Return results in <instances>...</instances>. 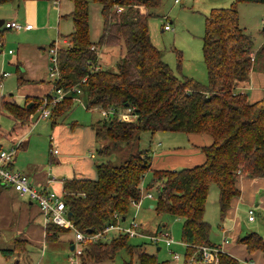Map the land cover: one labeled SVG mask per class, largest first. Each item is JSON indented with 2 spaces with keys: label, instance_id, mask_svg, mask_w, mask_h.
<instances>
[{
  "label": "trees",
  "instance_id": "16d2710c",
  "mask_svg": "<svg viewBox=\"0 0 264 264\" xmlns=\"http://www.w3.org/2000/svg\"><path fill=\"white\" fill-rule=\"evenodd\" d=\"M22 1L26 0H0V4ZM69 1L72 8L62 16L71 19L72 30L63 36L66 42L57 46L59 78L52 82L54 88L69 93L51 108L47 119L51 126L71 110L74 100H79L88 110L123 113L130 109L133 116L120 120L115 114L91 125L96 140L103 144L98 154L107 156L119 144L139 142L142 132L206 134L211 140L198 147L204 156L201 163L179 169L154 168L150 149L131 152L120 164L95 162L94 179L73 176L62 180L60 197L67 215L77 230L88 234L102 231L117 218L126 220L130 208L140 205L144 175L151 171L145 188L155 190L154 210L182 219V264H192L190 259L200 255L199 246L220 247L210 240L211 225L204 219L210 186H217L219 217L223 220L232 200L240 195L238 178H264V91L260 99L251 101L247 91L240 88L264 55V42L253 50L252 37L240 26L237 10L239 3L264 4V0H234L229 6L212 8L205 16L202 56L206 84L176 75L151 41L148 20L157 15L155 10L162 0ZM91 2L100 5L102 18L96 42L90 39ZM5 22L0 26V38L10 29ZM54 45L52 41L49 47ZM102 45L124 47L114 69L97 64ZM45 95L27 98L23 104L2 95L0 112L27 124ZM67 231L70 229L48 222L45 238L50 240ZM129 239L128 234L117 233L86 242L80 261L99 264L123 249L130 258L122 264H166L148 253L144 243L132 245ZM24 242L15 239L12 247L0 249L1 254L10 257L21 253ZM235 243L244 245L248 255L261 252L264 256V238L257 232L240 234ZM217 264L246 263L221 251Z\"/></svg>",
  "mask_w": 264,
  "mask_h": 264
},
{
  "label": "rangeland",
  "instance_id": "374dc122",
  "mask_svg": "<svg viewBox=\"0 0 264 264\" xmlns=\"http://www.w3.org/2000/svg\"><path fill=\"white\" fill-rule=\"evenodd\" d=\"M52 1V0H51ZM234 0H190L182 1L179 4L174 3V0H162L161 5L155 10L157 15L152 16L148 20V28L153 44L161 50L162 59L170 66L173 72L179 76H186L197 80L202 84L207 82V73L202 56V37L204 34V18L212 8L229 6ZM10 5L11 3L0 4V7ZM71 6L69 0H61V14L68 13V6ZM239 13L240 26L250 34L253 41V50L256 51L264 42V4L262 3H239L237 5ZM0 19L8 20L7 13L4 10L0 11ZM169 24L170 30H164L163 26ZM4 28V27H3ZM89 28L90 39L96 42L99 38L102 28V18L100 15V5L96 2H91L89 5ZM59 30V31H58ZM57 32L56 29L51 37L42 38V46L48 54L49 43L55 41L57 45L62 44V38L72 30V21L70 18L62 17ZM18 30L5 29L2 36L5 38V51H15L13 46L17 42H25L29 37H24L20 34L17 37ZM59 34V37H58ZM32 38V37H31ZM4 41V42H5ZM12 42V43H11ZM30 44V43H29ZM100 61L99 64L104 68L114 69L116 62L124 54V47L102 45L98 49ZM256 67L264 66V55L256 61ZM2 72L9 73L7 78L0 79V97H10L16 102L21 101L20 88L17 85V76L19 73L14 64H5L0 57V76ZM248 83V82H247ZM11 94V96H10ZM39 111L34 113L30 125L25 128L20 134L28 130L25 135V144L16 154V161L47 164L49 159L48 145L52 147L56 145V135L58 126H51L47 119H39ZM102 118L101 112L98 110H87L83 104L77 100L74 101L71 110L61 118L63 127L70 128L71 124L76 123L77 127L83 131H89L91 123H96ZM46 124L45 127H42ZM14 120L5 112H0V143L6 147L11 141L17 140L18 135L12 132ZM24 129V128H23ZM11 132V133H9ZM9 134V135H8ZM139 142H130L127 144H119L112 148L107 156L98 154L97 150L103 147L101 139L97 141L89 151L95 153L96 163L110 160L113 164H120L131 152L138 149H150L151 156L154 158L153 167L163 169H179L182 167L192 166L197 163H192L190 153H194V145H206L211 140L206 134H186L182 132L160 131L153 135L149 132H142L139 135ZM28 140V144H27ZM106 141V140H105ZM106 143H109L106 141ZM193 151V152H192ZM54 156V155H53ZM194 159V157H192ZM67 165V164H66ZM65 165V166H66ZM94 167V166H93ZM24 172H30L24 171ZM58 173L51 171V175L58 177ZM152 178V172L148 171L144 175L142 183V199L138 206L136 214V222L142 223L147 229L153 230L162 223L165 224L164 231H167L170 238L176 243L181 242V225L182 219L169 214H157L155 210L149 207L155 203V190H146V185ZM59 192V190H58ZM150 193L152 198L149 199L146 195ZM135 210L131 207L130 213L123 224H129L131 213ZM241 234L249 231L257 232L264 238V210L258 209L255 211V221H247L245 212L240 211L238 214ZM204 219L211 225L210 240L214 244H221L222 235L231 225L232 219L228 216L223 220L219 217L218 206V189L215 184H212L209 189V194L206 201ZM110 234H114L111 232ZM6 232L0 231V249L7 248L11 244V239L7 237ZM74 237L73 231L61 233L56 240L46 241L44 248L32 246L28 252V260L16 264H84L79 257H73L69 248V240ZM231 239L228 237V240ZM129 243L138 245L144 243V248L148 253H154L160 261H166V264H182V257L185 248L180 244H172L170 247L159 243L161 248L157 250V245L150 242L149 239L142 236L130 237ZM173 251L180 256L179 260L172 259L168 253ZM130 256L125 250H120L116 253L113 259H106L99 264H122L128 260ZM17 258L5 257L0 251V264H15ZM71 261H76L72 263ZM133 261L136 263V257L133 256Z\"/></svg>",
  "mask_w": 264,
  "mask_h": 264
},
{
  "label": "crops",
  "instance_id": "0c3cea01",
  "mask_svg": "<svg viewBox=\"0 0 264 264\" xmlns=\"http://www.w3.org/2000/svg\"><path fill=\"white\" fill-rule=\"evenodd\" d=\"M60 4L61 0H26L22 2H11V6L6 5L0 7V11L4 10L9 16L7 21H16L23 26L17 31L19 32L17 37L20 34H24V37H29L25 42H17L14 44L15 51H13V53H8V50L5 51V38H0V52H2L0 57L2 62L4 64L5 62L7 64H14L19 73L17 76V85L20 88L21 97V101L17 102L19 104H23L27 98L45 95L53 88V78L50 77L47 72L49 57L45 51V47L42 46L41 39H48V37H51L55 29L57 32L60 19L63 17L62 15H64L61 14ZM71 8L72 6L69 5V11ZM0 17H2V14ZM26 24H31L32 28H24ZM65 42L66 39L62 38V44ZM99 61L100 57L98 58V65H100ZM7 77L0 76V79L2 80ZM240 88L247 91L251 101L260 99L264 91V66L254 67L249 73L248 83L242 85ZM37 111L38 109L30 114L27 124L21 125L13 119L14 125L12 132L18 135L24 131L25 128L30 125V121ZM61 123L62 122H58L54 125H59L55 141L56 145L55 147H52V144L48 145L49 159L47 164L39 163L35 165L34 162L16 161V154L20 148H23L26 142L24 138L28 130L24 132V135L20 136L19 134L16 142L11 141L6 147H3L0 143L1 148H16V153L9 165L11 169L26 174L31 183L38 189L51 190L59 196L62 194V180L65 178L74 176L94 179L96 177L95 162L93 161L95 159V153L90 150L88 155L87 151L88 148L97 144L94 130L91 127L93 123L90 124L92 133L83 131L82 128L77 127V124L72 125V127L70 126L68 129L67 127H63ZM45 126L46 124L42 127ZM199 146L202 145L195 144L194 153H190L192 163L199 164L204 160V156L198 148ZM192 157H194V159H192ZM153 161L154 158L152 160V165ZM29 170L30 172H24ZM51 171L57 172V175H60L59 178L52 176ZM237 185L240 190V195L232 200L231 209L226 216L232 219V223L226 231L223 229L225 233L222 235L223 240L219 246L222 248L223 252L238 258L244 263L264 264V256L261 252L248 255L244 245L235 243V239L241 234L242 229L238 217L239 212L243 211L248 216V210L251 208L254 209V213L258 209L264 210V178L255 179L240 176ZM132 207H134L135 210L131 213V217L135 216L136 218L139 208L135 206ZM149 207L154 210V204H150ZM247 221H249L248 217ZM46 224L44 216L35 202L31 201L26 196L18 195L11 187L0 185V231L6 232L9 240L11 239V244L7 248L12 247L14 240L17 238L25 241L23 249H21L22 252L19 254L14 253L11 256L17 258L15 264L20 261L24 263L27 262L28 252L32 246L41 247V249L44 248L46 241H49L45 238ZM158 226L153 230H149L140 223L139 230L147 235L153 234L156 231L166 230L165 224L162 223L160 228H158ZM60 234L61 233L56 234V236L50 240H56ZM228 237L231 239L228 240ZM73 243L74 237L69 240L71 252ZM175 244L183 245L185 248L183 243L178 242ZM160 249L161 248L158 246L157 250L159 251ZM170 252L173 251L170 250L168 255Z\"/></svg>",
  "mask_w": 264,
  "mask_h": 264
},
{
  "label": "built area",
  "instance_id": "2783aa9c",
  "mask_svg": "<svg viewBox=\"0 0 264 264\" xmlns=\"http://www.w3.org/2000/svg\"><path fill=\"white\" fill-rule=\"evenodd\" d=\"M174 1L175 3H179L182 0ZM120 9L121 8H118V10ZM4 25L7 28L15 30H19L23 27L16 21H7L4 23ZM24 28H32V25L26 24ZM163 29L170 30L171 27L169 26V24H165L163 26ZM57 46L58 45L55 42V45L49 47L48 49L49 62L47 66V72L48 75L53 78V81L59 78V71L57 66ZM7 52L13 53L12 50H8ZM1 54L2 52H0V55ZM8 75L9 73L6 72L1 73V77H7ZM76 92L78 93L79 91L76 90ZM68 93L69 90L53 87L49 93L50 95H45L42 98V103L37 108L40 113L37 120L48 119L51 113V108L55 106L61 99H63ZM100 112L101 116L105 118L115 114H117L118 119L120 120H130L131 118H133V116L129 113L130 109H128L127 112L123 113H116L112 109L101 110ZM15 153L16 148L14 147L7 149L0 147V185L11 187L18 195L26 196L31 201L35 202L39 206L46 223L52 222L59 227H63L66 229H70V231H73L74 243L72 256L70 257V259H73V257H79L81 255L83 246L86 242H93L99 238L103 239L109 237L111 232H114V234H128L130 237L142 236L149 239L150 242L156 245L162 242L167 247H170L172 244L176 243L170 238L168 232L164 230L148 235L142 233L139 230L140 224L136 222L135 216L131 217L129 224H123L125 220H120L119 218H117L116 223L110 224L106 226L102 231L93 234L83 233L77 230L72 221L69 219L67 210L64 206V202L59 195L51 190L38 189L31 183L29 177L26 174L13 170L9 167ZM147 197H151V195L147 193ZM254 219V211L249 209L248 220L253 221ZM198 251L200 254L198 258L193 257L190 259V262L192 264H217L218 255L222 251V248L217 246L202 245L198 247ZM170 254L173 259L179 260L180 256L177 253L170 252ZM71 262L74 263L76 261Z\"/></svg>",
  "mask_w": 264,
  "mask_h": 264
},
{
  "label": "water",
  "instance_id": "95a60500",
  "mask_svg": "<svg viewBox=\"0 0 264 264\" xmlns=\"http://www.w3.org/2000/svg\"><path fill=\"white\" fill-rule=\"evenodd\" d=\"M4 20L3 19H0V26L3 24ZM28 106H30V104H28ZM70 214V213H68Z\"/></svg>",
  "mask_w": 264,
  "mask_h": 264
}]
</instances>
